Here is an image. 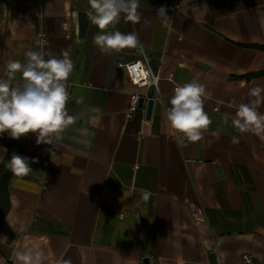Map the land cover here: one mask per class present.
<instances>
[{"label": "crops", "instance_id": "0c3cea01", "mask_svg": "<svg viewBox=\"0 0 264 264\" xmlns=\"http://www.w3.org/2000/svg\"><path fill=\"white\" fill-rule=\"evenodd\" d=\"M138 3L139 23L121 15L106 31L137 33L158 86L134 84L119 65L143 57L139 47L95 45L89 0H0V79L28 50L45 59L67 51L66 108L76 117L51 144L36 133L15 139L32 170L10 179L0 264H20L15 253L27 250L42 253L41 264H245L246 253L264 264V131L232 124L241 103L264 114V92L248 95L264 89V74L245 76L264 70V0ZM193 80L210 93L212 123L189 143L167 111L175 87ZM133 94L146 97L143 107L131 110ZM6 153L0 142V166Z\"/></svg>", "mask_w": 264, "mask_h": 264}, {"label": "clouds", "instance_id": "9594fccd", "mask_svg": "<svg viewBox=\"0 0 264 264\" xmlns=\"http://www.w3.org/2000/svg\"><path fill=\"white\" fill-rule=\"evenodd\" d=\"M89 4L88 19L100 30L93 40L101 51L121 52L139 47L140 53L147 59L135 31H106L110 25H115L121 15L134 25L139 23L141 15L138 0H89ZM158 15L167 17L166 8L161 7ZM61 55L62 58H57L49 54V58L45 59L43 51L28 50L25 53L26 63L19 60L7 62L8 79H0V135L7 132L10 138L18 140L29 133H36L37 144H51L53 134H58L75 122L76 117L69 115L66 108L69 100L66 82L74 65L67 51H62ZM17 73L21 74L22 83L13 85ZM262 92L264 89L257 86L250 88L248 95L258 98ZM209 97L210 93L196 80L174 89L167 120L189 143L199 141L202 138L201 131L207 130L212 123L205 111V100ZM232 124L241 132L251 131L259 135L264 131V114L258 113L255 101L241 103ZM213 135L219 139L217 133ZM261 139L264 140V136ZM230 142L238 144L239 140L234 136ZM7 167L17 176L28 175L32 170L28 158L18 154L12 155ZM150 195L141 190L144 202L149 200ZM15 258L20 264H41L42 253L17 251ZM58 264H71V261L64 260Z\"/></svg>", "mask_w": 264, "mask_h": 264}, {"label": "built area", "instance_id": "2783aa9c", "mask_svg": "<svg viewBox=\"0 0 264 264\" xmlns=\"http://www.w3.org/2000/svg\"><path fill=\"white\" fill-rule=\"evenodd\" d=\"M147 56V55H146ZM120 66H124L126 70L128 71L130 80L139 86H158L160 76L159 74H156L149 62H148V56L147 59H145V55L141 58H137L134 60H131L129 62H120ZM148 96V94H147ZM138 94H133L131 96V110L136 109L138 106ZM242 261L245 264H254V256L251 254H243ZM145 264H152L150 262Z\"/></svg>", "mask_w": 264, "mask_h": 264}, {"label": "trees", "instance_id": "16d2710c", "mask_svg": "<svg viewBox=\"0 0 264 264\" xmlns=\"http://www.w3.org/2000/svg\"><path fill=\"white\" fill-rule=\"evenodd\" d=\"M264 48V46H260ZM264 74V70L251 72L245 76L252 77L254 75ZM0 142L7 148L6 156L0 166V227L8 211L7 194L8 185L11 177L14 175L12 171L7 167L13 154L24 156L25 146L22 143L17 142L15 139L10 138L7 134L0 135Z\"/></svg>", "mask_w": 264, "mask_h": 264}, {"label": "water", "instance_id": "95a60500", "mask_svg": "<svg viewBox=\"0 0 264 264\" xmlns=\"http://www.w3.org/2000/svg\"><path fill=\"white\" fill-rule=\"evenodd\" d=\"M145 101H146V97L141 95L139 96L138 98V107H143L144 104H145ZM153 104H154V99L153 98H149L147 99V117H150L151 116V113H152V109H153ZM144 261L146 263H148L150 261L149 257H145L144 258Z\"/></svg>", "mask_w": 264, "mask_h": 264}]
</instances>
